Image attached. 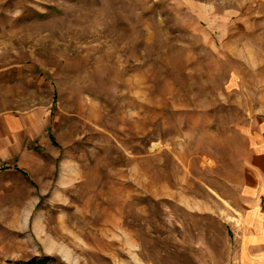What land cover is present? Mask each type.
Wrapping results in <instances>:
<instances>
[{
    "label": "rangeland",
    "instance_id": "374dc122",
    "mask_svg": "<svg viewBox=\"0 0 264 264\" xmlns=\"http://www.w3.org/2000/svg\"><path fill=\"white\" fill-rule=\"evenodd\" d=\"M263 129L264 0H0V264H247Z\"/></svg>",
    "mask_w": 264,
    "mask_h": 264
},
{
    "label": "crops",
    "instance_id": "0c3cea01",
    "mask_svg": "<svg viewBox=\"0 0 264 264\" xmlns=\"http://www.w3.org/2000/svg\"><path fill=\"white\" fill-rule=\"evenodd\" d=\"M25 119H5L8 132L25 124ZM253 145L247 158L248 175L241 185L243 209L238 218L244 237L242 256L247 264H264V129L253 135ZM7 148L0 145V158H5Z\"/></svg>",
    "mask_w": 264,
    "mask_h": 264
},
{
    "label": "trees",
    "instance_id": "16d2710c",
    "mask_svg": "<svg viewBox=\"0 0 264 264\" xmlns=\"http://www.w3.org/2000/svg\"><path fill=\"white\" fill-rule=\"evenodd\" d=\"M31 264H40V261H39V260H33V261L31 262Z\"/></svg>",
    "mask_w": 264,
    "mask_h": 264
}]
</instances>
